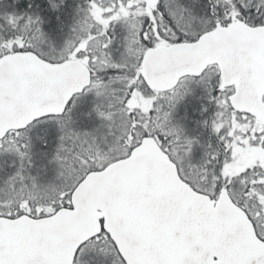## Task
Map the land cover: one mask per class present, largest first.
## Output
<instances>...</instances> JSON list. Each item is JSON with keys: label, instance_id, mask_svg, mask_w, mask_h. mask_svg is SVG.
<instances>
[{"label": "snow or ice", "instance_id": "6c2138e0", "mask_svg": "<svg viewBox=\"0 0 264 264\" xmlns=\"http://www.w3.org/2000/svg\"><path fill=\"white\" fill-rule=\"evenodd\" d=\"M0 264H264V0H0Z\"/></svg>", "mask_w": 264, "mask_h": 264}]
</instances>
